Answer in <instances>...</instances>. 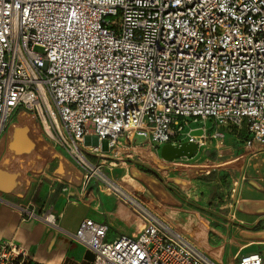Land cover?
Returning <instances> with one entry per match:
<instances>
[{
  "label": "built area",
  "instance_id": "obj_1",
  "mask_svg": "<svg viewBox=\"0 0 264 264\" xmlns=\"http://www.w3.org/2000/svg\"><path fill=\"white\" fill-rule=\"evenodd\" d=\"M18 109L44 118L85 185L104 184L147 219L139 237L113 241L108 226L84 220L74 237L93 264H216L89 156L102 154L103 142L121 164L144 145L159 155L168 144L201 149L223 138L219 127L264 152V0H0V139ZM198 130L203 136H191ZM20 212L59 227L50 209ZM30 263L22 247L0 243V264Z\"/></svg>",
  "mask_w": 264,
  "mask_h": 264
},
{
  "label": "crops",
  "instance_id": "obj_2",
  "mask_svg": "<svg viewBox=\"0 0 264 264\" xmlns=\"http://www.w3.org/2000/svg\"><path fill=\"white\" fill-rule=\"evenodd\" d=\"M217 131L223 138L209 140L206 147L198 149L197 153L200 150L203 153L197 161L185 158L165 162L148 145L136 148V152H131L129 162L123 164L108 158V151H103L102 146V154L89 156V159L96 165L101 164L103 171L118 185L125 173L131 172L129 177L133 178L128 179L136 184L140 181L133 179L139 178L145 185H135L132 191L126 192L173 229L181 234L185 231L191 242L202 238L214 217L218 216L206 208V194L203 197L199 194L197 184L189 183L188 175L194 169L208 168L206 175L216 169L214 171L227 175L236 174L237 177L233 175L235 180L241 177L238 224H247V227L232 231L233 246L240 251L245 248L241 239L243 233L252 243L264 241V228H252L264 219V168L256 169L258 162H264V152H260L258 145L247 149L228 128L219 127ZM17 141L18 136L14 134H7L0 140V243L14 242L22 247L32 264H93L94 253L74 237L84 220L91 219L108 226V241L121 236L137 238L145 230L148 222L139 211L98 181L85 185L83 170L53 141H32L23 149L14 146ZM136 143L141 141L136 140ZM144 149L153 155L149 156ZM155 169L165 171L168 182L172 183V191L139 171ZM256 175L262 177L251 180ZM177 188L180 194L174 190ZM21 208L50 209L57 217L59 227L37 219L23 221ZM262 257L264 261V251Z\"/></svg>",
  "mask_w": 264,
  "mask_h": 264
},
{
  "label": "rangeland",
  "instance_id": "obj_3",
  "mask_svg": "<svg viewBox=\"0 0 264 264\" xmlns=\"http://www.w3.org/2000/svg\"><path fill=\"white\" fill-rule=\"evenodd\" d=\"M36 52L42 53V50L40 48L35 49ZM44 115L46 117L45 111ZM44 118H39L37 114L31 113L24 109H18L16 110L6 128L5 134H14L18 136V141L14 143V146L21 147L22 149L25 148L30 142L32 141H53L51 138V134L49 132L45 131V128L43 127ZM191 127H203L202 123H192ZM213 122L208 121L206 123V130L207 134H210L213 131ZM188 131V129L186 130ZM2 137V138H3ZM1 138V139H2ZM0 139V140H1ZM137 140H140L138 138ZM102 150L108 151V145L107 142L102 143ZM145 152L149 151L147 149H144ZM203 153V150H200L193 158L195 161H197ZM153 155L152 153L148 154ZM209 156L211 157L212 154L209 153ZM257 170H261L264 168V162H258L257 163ZM208 170V168L205 169H194L192 173H190L189 176V183L193 182L197 184L198 192L202 197L206 194V208H210L212 212H215V215L218 217H214L215 220L209 224V229H207V232H204V235L199 240H193L194 244L198 245L207 255H209L213 260H215L218 264H239L241 259L245 256L252 255V254H258L261 256L262 260V252L264 251V241L262 239L258 242H251L252 240H246L245 235L241 239H243V244L245 246L242 250H237L235 246H233V229L241 228L242 230H245L246 226H240L238 224V221H240L239 210H238V202H236L233 205L234 200V176L236 174L232 173L228 174L224 173L222 171H214L216 169H211L210 174L206 175L205 171ZM142 174H146V178H151V180H157L161 184L163 188H167L168 190L172 191L170 186L172 183L168 182V177L165 175V171L162 169H155L153 171L148 170H139ZM129 175H131V172L125 173V176L120 179V184L123 189H128L125 191H132V187H136L141 183V180L139 178L136 179L139 184H136L134 182H131L128 178ZM234 175V176H233ZM262 177L261 175H256L255 177H251V180H255L258 177ZM237 177V176H236ZM235 177V178H236ZM133 178V177H131ZM249 176L246 177V183L249 181ZM112 179V178H111ZM264 179V177H263ZM116 181V180H115ZM130 181L129 184H126ZM148 183V182H146ZM171 184V185H170ZM179 184V183H178ZM264 184V183H262ZM145 185V184H144ZM150 186L151 184L148 183ZM148 186V188H149ZM141 191L143 189V186H139ZM146 189V188H145ZM144 189V190H145ZM180 194V190L174 189ZM135 191V190H134ZM136 194H139L136 192ZM142 194V192H141ZM201 201L203 198L200 199ZM233 205V207H232ZM264 215V214H263ZM233 216V217H232ZM260 216V214H259ZM229 217V218H228ZM260 229L264 228V219L259 223L258 225L252 227ZM182 234L186 237V232L181 231ZM247 236V235H246ZM244 237V238H243ZM189 239V238H188ZM191 240V239H189ZM258 240V239H257ZM256 241V240H255ZM255 246L256 249H252V247ZM250 249V250H249ZM264 264V261H263Z\"/></svg>",
  "mask_w": 264,
  "mask_h": 264
},
{
  "label": "water",
  "instance_id": "obj_4",
  "mask_svg": "<svg viewBox=\"0 0 264 264\" xmlns=\"http://www.w3.org/2000/svg\"><path fill=\"white\" fill-rule=\"evenodd\" d=\"M191 136H203V130L194 131ZM197 145L193 142H186L173 146L171 144L165 145L160 150V157L165 162H172L185 158H193L197 154Z\"/></svg>",
  "mask_w": 264,
  "mask_h": 264
},
{
  "label": "trees",
  "instance_id": "obj_5",
  "mask_svg": "<svg viewBox=\"0 0 264 264\" xmlns=\"http://www.w3.org/2000/svg\"><path fill=\"white\" fill-rule=\"evenodd\" d=\"M30 264H32V263H30Z\"/></svg>",
  "mask_w": 264,
  "mask_h": 264
}]
</instances>
